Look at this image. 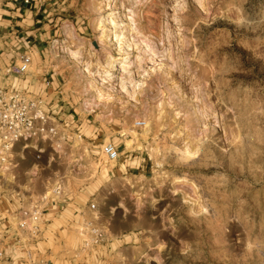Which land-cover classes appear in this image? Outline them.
<instances>
[{"label": "rangeland", "instance_id": "374dc122", "mask_svg": "<svg viewBox=\"0 0 264 264\" xmlns=\"http://www.w3.org/2000/svg\"><path fill=\"white\" fill-rule=\"evenodd\" d=\"M0 37V70L31 53L1 85L58 127L0 171V236L41 212L0 264H264V0H0Z\"/></svg>", "mask_w": 264, "mask_h": 264}, {"label": "built area", "instance_id": "2783aa9c", "mask_svg": "<svg viewBox=\"0 0 264 264\" xmlns=\"http://www.w3.org/2000/svg\"><path fill=\"white\" fill-rule=\"evenodd\" d=\"M1 42L2 38L0 37V44ZM30 65L31 53L24 48L22 53L17 54L16 60L10 66H5L3 71L0 70V80L1 78L6 79L9 75L15 77L25 76ZM45 86L47 87L48 83H45ZM43 103V97L28 98V95L22 92L1 85L0 81V168L5 172L10 169V156L17 145L26 146L32 142L35 144L50 143L57 138V121L44 112ZM141 126L140 122H136L137 128ZM102 152L107 160H115L118 157L117 150L109 144L103 147ZM60 187V185H57L52 191L53 197L60 194ZM43 200H47V197H42L40 201L43 202ZM90 208H93V206ZM22 215L23 219L17 222L15 229H13L9 219L4 218L6 225L0 236V263L7 241H10L14 231L15 234L20 236L28 231L37 234L38 227L34 226L33 223L39 221L41 217L38 206L32 208L30 212L25 211ZM93 232L95 233V239L101 242L102 236L96 230H93ZM16 245L17 249H23L28 259L30 250L27 248L24 239L21 238ZM30 264H32V261Z\"/></svg>", "mask_w": 264, "mask_h": 264}, {"label": "bare ground", "instance_id": "6f19581e", "mask_svg": "<svg viewBox=\"0 0 264 264\" xmlns=\"http://www.w3.org/2000/svg\"><path fill=\"white\" fill-rule=\"evenodd\" d=\"M71 54V56L74 58V59H76V56H77V52H72V53H70ZM78 62V61H77ZM87 67V66H86ZM88 69V68H87ZM86 70V69H85ZM89 70H86V72L85 73H87L86 75H88V77H89V81H88V87H90L91 89H93V85H94V83H95V80L93 79L94 78V75L92 74V73H89L88 72ZM107 79L108 80H110V74H108V77H107ZM89 88V89H90ZM94 91H95V93H96V99L98 100V101H100V100H103V94H102V92H101V90L99 89V88H95L94 89ZM95 98V97H94ZM143 121V120H142ZM134 124L136 125V122H134ZM123 133V131L121 132V134ZM150 133H151V121L150 120H148L147 118L146 119H144V121L142 122V126H141V128H140V133L138 134V133H135L134 131H129V136H130V139H128L127 141H125L126 142V144H125V150L126 151H130L131 149H133V148H139V147H141V145H142V143H146L147 142V137L150 135ZM120 134V133H119ZM122 136V135H121ZM75 137H77V136H75ZM126 138V137H125ZM74 142L77 144L78 142H79V139H77V140H75V138H74ZM107 143V141H105V144ZM108 144V143H107ZM26 147H28V146H26ZM25 147V148H26ZM58 153V152H57ZM60 153V152H59ZM86 153V152H85ZM195 154H196V152L195 151H191V150H184V151H181V153H180V158L181 159H183V160H189V159H191V158H193L194 156H195ZM153 168H155V169H157V168H159V163L158 162H155V165H154V167ZM0 171H4V170H2L1 168H0ZM155 172V171H154ZM155 174V173H154ZM2 174H0V176H1ZM155 176V175H154ZM153 176V177H154ZM158 175L156 174V177H157ZM160 178H162V177H160ZM158 179V178H155V179H158V180H161V179ZM154 179V180H155ZM130 180V179H129ZM9 181H10V179H9ZM155 181H157V180H155ZM126 182H127V180H126ZM130 182H132V181H130ZM161 182V181H160ZM154 184L156 183V182H153ZM152 183V184H153ZM158 183V182H157ZM137 185V184H136ZM139 185H141V184H139ZM138 185V187H140ZM160 185V184H159Z\"/></svg>", "mask_w": 264, "mask_h": 264}, {"label": "crops", "instance_id": "0c3cea01", "mask_svg": "<svg viewBox=\"0 0 264 264\" xmlns=\"http://www.w3.org/2000/svg\"><path fill=\"white\" fill-rule=\"evenodd\" d=\"M43 236H44V233H42L40 235V240L35 245V248L38 249L37 251H38L39 255H41L43 253H45V255H49V254H51L52 250L50 248L49 249H47V248L44 249L45 248L44 246H46V244H45V240H44Z\"/></svg>", "mask_w": 264, "mask_h": 264}]
</instances>
